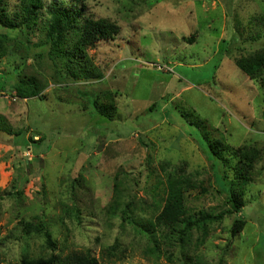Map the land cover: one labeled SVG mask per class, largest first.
Listing matches in <instances>:
<instances>
[{"label":"rangeland","instance_id":"obj_1","mask_svg":"<svg viewBox=\"0 0 264 264\" xmlns=\"http://www.w3.org/2000/svg\"><path fill=\"white\" fill-rule=\"evenodd\" d=\"M86 6L116 34L84 57L70 56L73 41L62 52L46 43L48 13L29 30L0 25L13 38L0 54V264L49 254L48 230L61 254L89 248L101 264H264V87L236 65L264 47V25L250 23L264 16V0ZM73 68L79 77H66ZM21 78L34 79L40 97L19 98ZM204 132L249 152L244 210L195 228L184 243L153 237L142 224L170 173L196 185L186 193L192 212L229 206L222 184L239 181L238 161L212 155ZM236 219L246 225L233 236Z\"/></svg>","mask_w":264,"mask_h":264},{"label":"trees","instance_id":"obj_2","mask_svg":"<svg viewBox=\"0 0 264 264\" xmlns=\"http://www.w3.org/2000/svg\"><path fill=\"white\" fill-rule=\"evenodd\" d=\"M88 0H18L14 6L11 0H0V25L9 32H15L19 27H27V30L37 21L41 20L43 14L48 13L49 20L46 27V43L51 44V49L56 52H62V47L67 42L73 41L74 47L69 50L70 56L77 57L79 54L85 56V50L100 40L108 39L116 34V28L113 24L103 20L96 19L86 10V2ZM250 23H262L264 25V16L253 17ZM258 37L264 38V31L259 32ZM252 40H257L255 36ZM13 39L6 33H0V54L5 53V45ZM76 65V64H75ZM236 65L251 79L259 80L264 87V47L259 50L244 55L236 60ZM84 66V76H93L94 70L87 69ZM66 72V77H79L78 72L70 69ZM16 94L19 98L29 99L40 97L41 89L37 82L32 78H21L17 82ZM100 113L106 117L107 109L98 106ZM111 118V116H109ZM205 128V127H204ZM205 133V132H204ZM210 132L205 133L206 144L209 152L222 159L225 165L229 164V158L221 156V151L231 153L238 163L239 170L245 167V160L249 159V152L243 151L244 148L234 149L231 145L221 139H210ZM38 139H33V141ZM251 163V161H250ZM247 166V165H246ZM237 174L239 181L232 179L230 188L222 189L228 194V208L220 213H211L200 210L198 213L192 212L187 205L186 193L190 188H196L194 182L182 175H174L170 173L166 180H160L157 188L160 196L158 202L159 208L142 226L153 237H156L160 231L162 235L176 238L184 243L187 236L191 235L192 230L204 225L212 224L217 220H221L225 215H235L244 210L245 199L242 192L243 185L248 184V178L243 172ZM218 183L217 178L215 179ZM238 190H235V189ZM112 210L117 208V203L111 206ZM114 211V210H113ZM123 218L131 219L132 214L129 211H122ZM138 224V222H136ZM246 225L245 220L236 219L231 233L234 236ZM159 230V231H158ZM164 232V233H163ZM46 245L50 253L40 257H25L18 264H101L100 259L93 253L91 249L75 250L65 255L59 252V246L52 236L50 230L46 231ZM156 247V246H154ZM59 249V250H58ZM116 252V248L112 246L108 252ZM58 250V251H57ZM59 252V253H58ZM189 264H201L199 261L190 262Z\"/></svg>","mask_w":264,"mask_h":264}]
</instances>
